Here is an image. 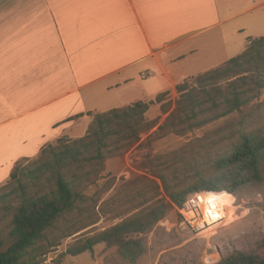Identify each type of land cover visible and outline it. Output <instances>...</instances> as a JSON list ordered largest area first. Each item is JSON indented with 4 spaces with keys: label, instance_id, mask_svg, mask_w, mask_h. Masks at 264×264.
<instances>
[{
    "label": "trees",
    "instance_id": "obj_1",
    "mask_svg": "<svg viewBox=\"0 0 264 264\" xmlns=\"http://www.w3.org/2000/svg\"><path fill=\"white\" fill-rule=\"evenodd\" d=\"M263 88L264 36H260L249 39L241 53L219 66L177 83L174 108L151 135L187 134L240 111ZM167 94L95 113L83 136L60 137L56 144L44 145L31 162L13 165L0 185V211L10 217L6 235L0 230V264H40L39 258L47 252L42 244L49 241L48 232L61 219L68 223L61 229L62 237L96 222L88 205L92 198L83 192L84 187L99 175L107 158L127 151L142 133L156 126L154 120L145 118V112L153 103L164 105ZM168 110L163 107L165 113ZM196 155L193 152L185 160L175 157L174 161L183 162L177 166L158 160L151 174L160 184L151 181L137 193H151L149 203L145 201L130 216L78 239L60 256H76L104 244L116 249L115 264H136L148 250L146 235L190 193L225 190L236 194L264 184V127L240 131L228 149L216 156ZM161 191L167 200L160 196ZM109 203L113 211L121 210L122 203L114 195L102 201L101 209ZM71 215L73 220L68 219ZM187 263L188 256L182 261ZM213 264H264V235L246 248L221 252Z\"/></svg>",
    "mask_w": 264,
    "mask_h": 264
},
{
    "label": "crops",
    "instance_id": "obj_2",
    "mask_svg": "<svg viewBox=\"0 0 264 264\" xmlns=\"http://www.w3.org/2000/svg\"><path fill=\"white\" fill-rule=\"evenodd\" d=\"M242 2L247 5L242 7ZM263 4L264 0H0V182L7 179L15 157L35 155L60 138L68 122L82 121L79 130L84 135L92 120L89 105L105 106L96 113L121 107L107 101L98 104L95 97L101 99L120 87L127 90L136 76L146 82L155 75V66L166 86L152 93L141 86L146 98L178 83L171 75L176 74L173 66L167 64L192 52L194 48L183 47L187 41ZM175 47V52L168 51ZM112 76L110 83L98 85ZM60 105L67 109L61 115ZM43 116L47 136L37 133ZM72 116L75 119H68ZM18 127L23 136L16 139L12 129ZM68 133L72 137L70 129Z\"/></svg>",
    "mask_w": 264,
    "mask_h": 264
},
{
    "label": "rangeland",
    "instance_id": "obj_3",
    "mask_svg": "<svg viewBox=\"0 0 264 264\" xmlns=\"http://www.w3.org/2000/svg\"><path fill=\"white\" fill-rule=\"evenodd\" d=\"M240 5L243 7L247 4L242 2ZM260 36H264V4L244 13H238L230 22L221 24L218 28L187 41L183 47L187 45L189 48H194L192 52L184 55V58L177 60L176 63L171 64L169 61L167 64L169 67L173 66L176 73H171L172 78L179 83L203 72L202 70H210L238 55L249 39ZM177 49L178 47H175L168 51L175 52ZM153 71L155 75L148 77L146 82L136 76L127 90L120 87L119 91L106 92L107 96L100 97L101 99L95 97L93 102L101 104L107 101L112 105L122 106L131 100H154L157 94L152 98H146V95L140 92L143 85L151 93L166 86L161 78L160 70L155 66ZM114 77L98 85L108 84ZM147 82L151 83L154 89ZM176 84L161 91L168 93L163 98L164 105L153 103L145 112V118L154 120L156 126L142 133L139 141L127 151L107 158L99 175L84 187L83 192L92 198L88 205L95 212L96 222L68 237H62L63 230L61 229L65 230L68 223L61 219L55 228L48 232L49 241L42 244L47 252L39 258L40 264H115L116 249L108 248L104 244L95 245L92 251L76 256L61 257L60 255L78 239L90 236L130 216L141 209L139 205L146 203L145 201L148 200L149 203L151 193L144 195L137 193L141 192L142 187L147 186L151 181L160 184L159 180L151 174L155 169L153 165L158 163V160H165L168 164L177 166L182 165L183 162L174 161L175 157L185 160L193 152L197 153L196 156L200 158L205 155L216 156L228 149L229 142L235 139L240 131L251 127H264L263 88L258 98L243 106L240 111L221 117L187 134L158 133L151 135V132L164 122L166 116L174 108V101L177 98ZM87 91L80 93L83 95ZM70 100L73 102V98ZM165 106L169 109L166 113L163 111ZM88 108L93 109L88 115L89 118L96 113L94 110H106L103 105H89ZM58 109L60 115L67 110L63 105H60ZM71 110H76V108ZM68 119L72 120L75 117ZM46 120L47 116H43L42 125L37 129V133H46L45 136L49 134L44 124ZM62 123H65V120ZM62 123L60 122L59 125ZM82 123V121L72 124L68 122L63 125V131L59 137L74 139L82 136L83 133L79 130ZM69 129L72 137L68 133ZM12 133L16 139L23 136L19 127L13 128ZM56 142L57 139H54L51 144H56ZM38 153L33 156L15 157L13 165L17 162L27 164L35 159ZM5 182L6 179L0 182V185ZM112 195L122 203L119 212L112 210L113 204L111 203L103 205L101 209L102 201ZM232 195L235 198L236 207L231 208V211L236 209V215L223 226L214 225L199 233L182 222L177 207L174 206L170 213L146 235L148 250L138 258L136 264H160L161 262L182 264L187 256L189 257L187 264H213L219 261L221 252L232 248L243 249L253 244L264 235V184L250 192L243 190ZM160 196L167 200L162 191ZM9 219V216L3 215L0 211L2 235H6ZM68 219L73 220L72 215ZM211 257L214 259L213 262Z\"/></svg>",
    "mask_w": 264,
    "mask_h": 264
},
{
    "label": "built area",
    "instance_id": "obj_4",
    "mask_svg": "<svg viewBox=\"0 0 264 264\" xmlns=\"http://www.w3.org/2000/svg\"><path fill=\"white\" fill-rule=\"evenodd\" d=\"M221 190H205L190 193L177 210L182 222L196 233L207 230L214 225L227 224L234 215L235 198Z\"/></svg>",
    "mask_w": 264,
    "mask_h": 264
},
{
    "label": "bare ground",
    "instance_id": "obj_5",
    "mask_svg": "<svg viewBox=\"0 0 264 264\" xmlns=\"http://www.w3.org/2000/svg\"><path fill=\"white\" fill-rule=\"evenodd\" d=\"M231 196V195H230ZM232 197V196H231ZM233 198V197H232ZM212 258V257H211ZM213 259V258H212Z\"/></svg>",
    "mask_w": 264,
    "mask_h": 264
},
{
    "label": "water",
    "instance_id": "obj_6",
    "mask_svg": "<svg viewBox=\"0 0 264 264\" xmlns=\"http://www.w3.org/2000/svg\"><path fill=\"white\" fill-rule=\"evenodd\" d=\"M211 260H212V262H213L214 259H211Z\"/></svg>",
    "mask_w": 264,
    "mask_h": 264
}]
</instances>
